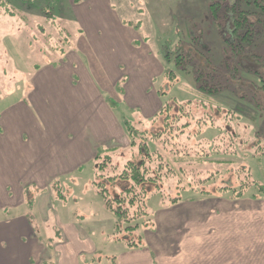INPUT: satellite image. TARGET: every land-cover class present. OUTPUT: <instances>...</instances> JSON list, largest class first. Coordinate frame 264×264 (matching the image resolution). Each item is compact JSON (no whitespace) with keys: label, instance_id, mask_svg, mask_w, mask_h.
<instances>
[{"label":"rangeland","instance_id":"1","mask_svg":"<svg viewBox=\"0 0 264 264\" xmlns=\"http://www.w3.org/2000/svg\"><path fill=\"white\" fill-rule=\"evenodd\" d=\"M36 1L39 6L40 0ZM67 1L71 11L61 13L62 18L59 20L46 21L43 17L31 16L30 21H25L16 14L13 16L2 14L0 17V128L3 129V133H5V129L7 133H10L16 129L14 126H22L23 131L27 130L24 133V138L29 139L30 131L28 132V130H32L31 124H35L30 117L36 115L41 123L48 115L53 114L51 110L58 105L55 104L57 97H47L44 84L39 85L38 90L31 91V93L28 92L29 86H35L33 79L37 73L43 72L42 74L45 75V72L51 68H61L64 64L69 63L71 58H73L71 63L74 62L75 70L72 77L76 78L75 75H80L79 61L85 67V73L89 74L97 86L100 84L95 75L107 79L106 83L101 82V84L106 88L108 96H112L108 105L117 114L116 117L119 121L130 122H136L144 117L152 118L170 98L179 101L193 99L187 88V86L194 87L192 73L191 75H181L175 67L173 68L179 74L180 83L170 90L168 96L163 97V90H161V96L158 94V90L164 82L163 55L172 53L171 57L175 56L182 49H187L188 45L193 42L192 40L198 37L210 47L208 55L211 56V61L215 66H219L223 59L224 43L218 29L208 17L209 0ZM134 24L140 25L138 32L134 30ZM43 25L53 33L52 40L49 42L46 41ZM60 32L65 36L72 37L73 50L67 54H64L67 46H64L62 38L57 36ZM143 40H146V43ZM139 48L140 50H137ZM147 51L151 52L150 56L157 54L158 60L147 57ZM158 52L160 53L158 54ZM121 65L125 68H120ZM173 65L174 62L171 63V66ZM45 69L47 70L44 71ZM64 70H66L65 76L68 77L67 70L69 69L65 68ZM126 75L128 77L123 82L122 89L127 93L122 91L121 94L116 85ZM55 80L58 81V84L60 83L61 87L66 86L62 77L55 78ZM77 81L76 78L75 84ZM165 84L167 86L166 82ZM116 88H118V92ZM30 95L33 98V103ZM105 98L108 99V97ZM66 99L70 100L68 96ZM215 102L224 108H232L239 103L232 94L230 96L226 91L216 96ZM126 104H129L131 108ZM86 105L90 107L88 98ZM41 116L43 117L41 118ZM120 124V128L123 129V124ZM88 127L87 135H90L91 139L95 141H99V138L104 139V134L100 133L99 127H93V124ZM41 128L42 132L46 129L42 123ZM262 129H264V118L260 116L259 121L254 125V130ZM212 132L208 131L209 135ZM110 133L112 135L107 137L106 144L99 146L100 148L96 151L97 154L99 151L102 156H107L117 162L118 156L116 155L120 154L121 149L124 148L119 146L118 150H115L117 147L112 148L111 153L104 152L102 149H110L109 143L115 144L119 141L122 145H127L128 141L126 138H121L117 130H112ZM244 133L251 135L250 129L245 130ZM75 136L74 133L66 134L65 139L71 142L61 143L56 147L63 148L62 145H64L67 155L76 153L81 161L87 158L90 161L83 162L80 167L72 168L66 174H59L58 179L52 184L54 187L50 186L53 192L52 211H50L52 214L58 212L62 219L65 212H67L65 213L67 218L73 214L78 215L77 219H80L85 230L95 239L99 250L111 259L116 254L121 255L124 248L122 243L115 242V238L120 236L115 234L117 219L113 213L104 208L103 199L97 195L91 185L95 179L93 158L95 149L87 137L76 139ZM77 140H80L78 146ZM248 144L251 145V143ZM184 145L189 144L184 142ZM184 145L177 149L185 151ZM250 145L245 149L238 148L234 155L213 157L216 160L229 161L232 165H224L223 168L215 167V169H222L223 172L218 179L210 183L211 187L209 188L228 182L231 186L233 183L238 184V181L241 180L240 175L244 176L241 174L245 172L244 168H249L255 184L243 195L239 193L236 195L229 191L207 196L200 190L184 191L181 194L182 201L174 207L163 206L159 195L152 196L148 203L150 220L142 221L140 229H138L139 235L144 238L145 250H155L159 236L171 234L172 231L182 236L183 240L191 234L195 241L206 244V240L210 237L205 227V221L196 223L197 226L190 222L232 219L233 215L241 211L244 206L251 203L264 204V155L252 157L255 149H250ZM261 147L264 149V139L261 141ZM66 154L64 155L66 156ZM224 169H228V171ZM176 191L174 187L168 193L175 192L174 195H177ZM39 217L44 219L41 214ZM169 222L173 223L170 225ZM167 223L170 226H164ZM49 226L52 227L50 223ZM194 231L197 232L198 239L193 235ZM38 235L43 240H47L48 230L39 225ZM214 250L216 251V248ZM231 262L232 260H226L227 264H235ZM102 264H106V261L104 260Z\"/></svg>","mask_w":264,"mask_h":264},{"label":"trees","instance_id":"2","mask_svg":"<svg viewBox=\"0 0 264 264\" xmlns=\"http://www.w3.org/2000/svg\"><path fill=\"white\" fill-rule=\"evenodd\" d=\"M208 9L209 20L224 43L220 65L212 63L210 47L198 37L175 56H160L164 82L158 94L163 90V97L169 95L180 83L178 73H192L194 87L187 88L193 99L170 98L152 118L124 120L128 146L116 155L117 162L99 151L94 158L95 179L91 184L117 219L115 234L132 247L143 244L138 229L142 221L150 220L148 203L152 196L159 195L163 206L175 205L182 201L184 191L200 190L207 196L229 191L243 195L255 184L250 169L244 168L238 184L231 186L228 182L209 188L223 172L215 167L232 165L214 156L234 155L248 143L255 149L252 157L264 155V129L254 130L260 116L264 118V0H209ZM70 11L67 0H40L39 6L36 0H0V17L16 14L25 21L31 16L59 20L61 13ZM133 27L136 32L140 30V25ZM42 29L46 41L52 40L53 33L44 25ZM57 36L67 46L64 54L73 50L72 37L62 32ZM126 80L124 77L117 84L121 94ZM225 91L239 101L236 106L224 108L215 102V97ZM247 129L251 135L243 134ZM208 131L213 132L209 135ZM182 145L185 151L177 149ZM102 151L111 153L112 149ZM174 187L177 195L168 193Z\"/></svg>","mask_w":264,"mask_h":264},{"label":"crops","instance_id":"3","mask_svg":"<svg viewBox=\"0 0 264 264\" xmlns=\"http://www.w3.org/2000/svg\"><path fill=\"white\" fill-rule=\"evenodd\" d=\"M149 54L151 52L147 51V57L158 60L157 54ZM71 59L61 68L45 69V75L43 72L37 73L33 79L35 86H29L28 92L31 93L44 84L46 96L57 97L55 104L60 106L53 107V114L41 121L46 128L44 132L36 115L30 117L35 124H31L32 130H28L29 139L24 138L27 130L23 131L22 126H14L16 129L10 133L6 129L3 133L0 128V135L3 134L0 136V264H102L104 260L106 264H227L226 260H232L231 263L235 264H264V204L244 206L232 219L190 222L197 226L196 223L205 221L210 237L206 244L195 241L191 234L183 240L182 236L172 231L171 234L159 236L155 250H145L143 244L132 247L123 237H116L115 242L122 243L124 248L121 255L116 254L111 259L99 250L95 239L77 219L78 215L71 214L67 218V212L62 210L65 212L62 219L58 212L52 214L53 192L50 186L53 188L52 184L59 174H66L83 162L90 161L89 158L81 161L76 153L67 155L64 145L63 148L56 147L71 142L65 139L66 134L74 133L76 139L87 137L95 149L93 158L97 156L96 150L106 144L105 140L112 135V130H117L121 138H126L124 127L120 128L123 121L118 120L117 114L108 105L109 99L105 98L112 97L108 96L101 84L106 83L107 79L95 75L99 88L78 61L81 69L79 77L75 75L78 80L75 84L76 78L72 77L74 62L71 63ZM65 68L69 69L68 77L65 76ZM60 77L64 79L65 87L55 80ZM67 96L70 100L66 99ZM87 98L90 107L86 105ZM126 105L131 108L129 104ZM90 124L99 127L104 139L95 141L87 135ZM78 144L80 140H77ZM118 146L125 149L128 144L122 145L119 141L108 144L110 149ZM172 223L169 222L170 225ZM39 225L48 230L47 240L38 235ZM194 232L198 239L197 232ZM141 241L144 243V238Z\"/></svg>","mask_w":264,"mask_h":264}]
</instances>
